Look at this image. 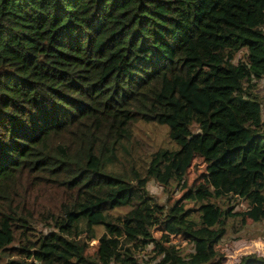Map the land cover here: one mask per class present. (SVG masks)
<instances>
[{
  "label": "trees",
  "instance_id": "trees-1",
  "mask_svg": "<svg viewBox=\"0 0 264 264\" xmlns=\"http://www.w3.org/2000/svg\"><path fill=\"white\" fill-rule=\"evenodd\" d=\"M263 79L264 0H0V259L264 264L219 246L264 219ZM196 154L213 225L187 204Z\"/></svg>",
  "mask_w": 264,
  "mask_h": 264
},
{
  "label": "rangeland",
  "instance_id": "rangeland-1",
  "mask_svg": "<svg viewBox=\"0 0 264 264\" xmlns=\"http://www.w3.org/2000/svg\"><path fill=\"white\" fill-rule=\"evenodd\" d=\"M256 92L259 95H262L263 102V110H264V79L260 80L258 86L256 88ZM151 130L148 129L143 133L145 136L147 133L150 134L153 141L157 144H169L165 127H161L155 124H150ZM207 167L204 158L196 154L189 167L187 168V185L191 186L194 189L195 202L192 200L187 201V204L197 207L196 213L205 219V221L213 225L219 222L222 218L219 211L213 209L212 207L205 204V195L203 193L204 187L209 183L207 177ZM148 189L152 194L157 195V199L161 202L166 197V192L162 189V186L158 184V182L151 177L148 182ZM182 187L176 188L172 193H170L171 197L168 199L169 201L179 198L181 196ZM246 201L243 198L239 197V201L235 203V210H241L245 207ZM227 231L225 235L220 240V248L224 249L223 258L224 262H228L231 259L236 260L241 257L243 253L257 251L258 253L264 254V219L253 221L247 220L244 223H241L239 219H235L233 226H230L226 223ZM104 231V228L99 225L96 227L97 235H100ZM154 236H159L161 231H157L154 229ZM171 241L175 242L182 250H190L191 243L186 241V239L182 238L181 235H171ZM97 242V238L90 241L89 251L91 252L95 244ZM150 246L148 245V249L146 250H138V255L140 257V261L142 264H145L146 260H150ZM10 254H5L0 259V264H7L5 261L8 260Z\"/></svg>",
  "mask_w": 264,
  "mask_h": 264
},
{
  "label": "water",
  "instance_id": "water-1",
  "mask_svg": "<svg viewBox=\"0 0 264 264\" xmlns=\"http://www.w3.org/2000/svg\"><path fill=\"white\" fill-rule=\"evenodd\" d=\"M198 131H200V129H198Z\"/></svg>",
  "mask_w": 264,
  "mask_h": 264
}]
</instances>
